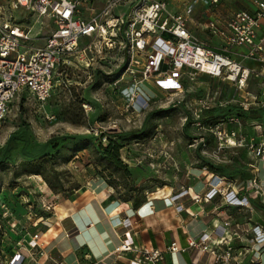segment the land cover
<instances>
[{
  "label": "rangeland",
  "instance_id": "rangeland-1",
  "mask_svg": "<svg viewBox=\"0 0 264 264\" xmlns=\"http://www.w3.org/2000/svg\"><path fill=\"white\" fill-rule=\"evenodd\" d=\"M96 1L99 8H104L111 0ZM113 12H119L118 8ZM18 18L35 24L32 46L42 47L54 28L53 21L33 10H20ZM88 40L86 38V42ZM99 46L96 41V48L89 55V58L94 57L89 69L86 59L74 60L68 75L61 76V85L48 103L40 106L18 98L0 123V151L10 133L24 126L35 142L53 139L51 150L44 157L23 155L20 153L22 144H18L11 156H19L0 165V246L11 223L24 224L19 225V230L14 228L19 235L33 228L36 232L33 224L37 220L39 228L44 230L47 226L42 222L55 215L56 205L94 181L105 182L120 199L138 200L160 189L165 193L168 186L184 183L189 170H211L206 160L216 164H227L229 160L245 163V145H221L212 134L194 124L198 114L204 118L217 109H202L199 104L202 95L207 91L212 94L228 84L186 70L181 77L184 90L172 95L162 91L157 80L151 78L143 81L139 90V102L146 99L149 105L144 103L142 108L136 103L135 107L128 108L122 90L131 85L133 78L126 75V80H120L117 88L112 86L120 79L124 62L122 50L117 48L99 55ZM145 55L146 52L136 54V60L140 61H135L138 78H143ZM223 96L225 94L222 100ZM84 105H90L91 110ZM161 109L165 111L151 115ZM112 141L120 147L122 164L103 150ZM14 147L12 143L11 148ZM8 238L7 249H13L21 240L10 235ZM3 258L1 255L0 263Z\"/></svg>",
  "mask_w": 264,
  "mask_h": 264
},
{
  "label": "built area",
  "instance_id": "built-area-1",
  "mask_svg": "<svg viewBox=\"0 0 264 264\" xmlns=\"http://www.w3.org/2000/svg\"><path fill=\"white\" fill-rule=\"evenodd\" d=\"M0 0V123L3 122L16 99L32 101L44 106L51 99L54 91L61 85L62 78L68 75L77 58L86 59L88 69L93 65L94 57L89 55L100 43L98 54L114 49L127 50L130 56L128 65L119 80L112 86L116 88L126 75L132 77L131 85L123 89L128 108L138 103L142 108L140 86L143 81L157 80L159 88L171 93L184 90L181 82L182 73L190 70L196 74H206L218 78L230 85L237 93L246 95L240 102L243 111L264 110V77L259 82V91L251 93L249 82L255 70L232 55H240L244 60L264 63V0H249L251 9H239L221 20L215 10L222 0H186L179 10H175L170 0H129V10L115 15L113 10L124 0H111L103 10L95 12L94 0ZM199 6L208 10V20L204 29L222 42L223 51H217L209 44L199 40L190 29ZM20 10H33L40 16L51 19L54 28L42 47L34 48L35 24L22 22L18 18ZM86 12L89 13L86 16ZM85 38V40H82ZM86 38L89 42H86ZM146 52L143 63V78L136 76V54ZM230 53L232 55H230ZM166 67V68H163ZM256 74V73H255ZM62 76V78H61ZM161 77V78H160ZM222 88L211 94L205 92L199 104L206 111L221 107ZM91 110L90 105H84ZM198 114L196 125L212 134L221 145L228 144L234 138L238 146L247 148L253 158H264V142L258 146L240 131L242 119L232 114L217 122H205ZM235 125L237 128H232ZM262 125L258 126V129ZM228 143H224V142ZM253 161H251V164ZM224 179V177H223ZM255 184V182H254ZM256 185V184H255ZM226 189L213 187L205 194V199L212 201L217 195H225ZM226 196V195H225ZM198 201L200 196L193 197ZM234 205H244L246 199L233 198ZM19 222L13 228L19 230ZM116 225L131 228L130 218L117 219ZM224 234L220 239H213L205 232L199 237L190 236L189 246L209 256L212 264H246L249 247L237 246L236 238H251L255 246L264 242V227L260 225L234 224L230 219L222 226ZM128 229L124 236H129ZM39 235L33 237L32 249L37 246ZM22 246V242L18 244ZM168 249L172 252L182 250L177 240L171 242ZM117 252H131L134 257L129 264H159L164 260V252L158 248H148L124 240ZM264 252L257 250L250 259L258 264ZM23 254L18 253L11 259V264H22Z\"/></svg>",
  "mask_w": 264,
  "mask_h": 264
},
{
  "label": "crops",
  "instance_id": "crops-1",
  "mask_svg": "<svg viewBox=\"0 0 264 264\" xmlns=\"http://www.w3.org/2000/svg\"><path fill=\"white\" fill-rule=\"evenodd\" d=\"M170 1L173 8L179 10L186 0ZM130 3L129 0H124L117 5L115 8H118L119 12L115 15L128 11ZM94 4L95 12L104 9L97 6L96 0ZM239 9L254 8L249 0H222V4L215 10L217 16L225 20L231 12ZM207 10L205 6L198 7L190 23V29L199 40L219 52L223 51L222 42L204 29L209 17ZM88 15L89 13L86 12V16ZM262 30L264 31V20ZM232 56L256 71L251 76L249 91L257 93L259 82L264 77V63L244 60L240 55ZM223 94H225L224 105L216 108L239 107L243 114L241 133L250 141L254 139L253 141L259 146L264 142V110L243 111L240 102L246 95L237 93L230 85L222 88L221 97ZM259 125H262V128L258 129ZM231 127L237 128L235 125ZM7 140L1 151L4 150ZM246 149L243 153L245 163L229 160L225 172L205 168L189 170L184 183L168 186L170 192L165 191L160 197L150 193L138 206L133 201L117 197L114 189L103 181H94L88 186H83L63 202L68 207H72L68 216L60 219L55 213L54 216L48 217L47 221L42 222L47 226L44 230L42 227L39 228L37 220L33 224V227L37 228L36 232L32 231L35 229L33 228L24 235H19L13 228V223L17 221L11 223L9 233H4L0 246V256L4 257L0 264H11V259L18 253L23 254L22 264H129L134 255L131 252H117L124 240L162 250L164 260L159 264H212L207 254L189 246L190 236L199 237L208 232L212 234L213 239H220L224 234L222 226L228 219L234 224L246 226L250 223L253 226L264 227V158L252 160ZM217 186L226 189V196L219 194L212 201L206 200L205 194ZM197 195L200 196L198 201L193 199ZM233 198L246 199V203L231 204L229 201ZM124 217L130 218L131 228L116 225L117 219ZM4 224L6 226V220ZM19 224L24 225L20 221ZM128 229L131 232L127 237L124 233ZM37 234L38 244L32 249L33 237ZM9 235L15 239L21 238L18 244L22 242V246L14 244L13 249L10 247L7 249L6 238ZM251 238L253 234L242 240L239 238L235 240L237 246L245 244L249 247L246 264H253L250 259L257 250L264 252V242L255 246ZM174 240L178 241L182 250L172 252L168 249ZM258 264H264V256Z\"/></svg>",
  "mask_w": 264,
  "mask_h": 264
},
{
  "label": "trees",
  "instance_id": "trees-1",
  "mask_svg": "<svg viewBox=\"0 0 264 264\" xmlns=\"http://www.w3.org/2000/svg\"><path fill=\"white\" fill-rule=\"evenodd\" d=\"M112 51V50H110ZM123 56H124V62L122 63L123 67L121 71L119 72V76L121 77L122 73L124 72L126 66L128 65V62L130 60V56L127 50H122ZM166 68V67H163ZM116 80V79H114ZM113 80V81H114ZM165 109L153 111L151 115H158L162 112H164ZM203 120L206 122H217L229 115L232 114H237L240 116H243L241 110L239 107L235 106H228V107H223V108H218V109H213L210 112L207 113ZM145 126V125H144ZM131 134L136 135V133L131 132ZM15 143V147L12 149L11 144ZM53 143V139L48 140L44 143H37L33 141V138L31 134L27 131V127H20L18 130L14 131L9 139L6 142L5 148L3 151H0V165L6 163V161L11 160L15 155L11 156L12 151H15L18 149V144H22L20 147V153L23 155H29L30 157L33 158H40L44 157L49 154L50 146ZM119 146H117L113 141L110 142V144L107 147H103V150L108 156H111L112 159H114L116 162L122 164V161L119 158ZM15 153V152H14ZM204 160V159H203ZM206 166L210 167L211 170L215 171H222L225 172L226 164H216L211 161L206 160ZM146 198L144 199H125V200H130L133 201L136 206L140 205L142 202H144ZM124 200V199H123Z\"/></svg>",
  "mask_w": 264,
  "mask_h": 264
},
{
  "label": "bare ground",
  "instance_id": "bare-ground-1",
  "mask_svg": "<svg viewBox=\"0 0 264 264\" xmlns=\"http://www.w3.org/2000/svg\"><path fill=\"white\" fill-rule=\"evenodd\" d=\"M227 147H234V146H238L235 142L234 138H230V142L228 144H226ZM45 185H47L46 182H44ZM171 189L168 190V192H170ZM167 191V190H166ZM163 189H160L158 192L154 193L155 197H160L163 193ZM55 212L58 215V218L60 219H64L68 216L69 212H70V208L72 207H68L67 205H65L64 203L58 204L55 207Z\"/></svg>",
  "mask_w": 264,
  "mask_h": 264
}]
</instances>
